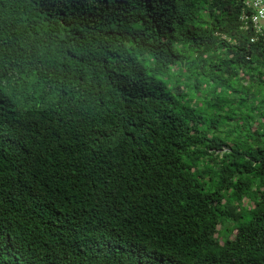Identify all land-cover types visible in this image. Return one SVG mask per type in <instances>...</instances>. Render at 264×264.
I'll return each instance as SVG.
<instances>
[{"label": "trees", "instance_id": "16d2710c", "mask_svg": "<svg viewBox=\"0 0 264 264\" xmlns=\"http://www.w3.org/2000/svg\"><path fill=\"white\" fill-rule=\"evenodd\" d=\"M243 9L0 0V264H264V35Z\"/></svg>", "mask_w": 264, "mask_h": 264}, {"label": "built area", "instance_id": "2783aa9c", "mask_svg": "<svg viewBox=\"0 0 264 264\" xmlns=\"http://www.w3.org/2000/svg\"><path fill=\"white\" fill-rule=\"evenodd\" d=\"M248 9L251 10L250 13L247 12ZM241 19L245 28L252 23L256 32L264 35V0H244Z\"/></svg>", "mask_w": 264, "mask_h": 264}, {"label": "rangeland", "instance_id": "374dc122", "mask_svg": "<svg viewBox=\"0 0 264 264\" xmlns=\"http://www.w3.org/2000/svg\"><path fill=\"white\" fill-rule=\"evenodd\" d=\"M238 105H240V104H238ZM244 108H246V106H242V109H244ZM238 109L240 110L239 107H238ZM225 117L227 118V117H229V115L226 114ZM234 123H236V121L232 122V124H234ZM243 204H244V207L252 206V204H249V202L247 200Z\"/></svg>", "mask_w": 264, "mask_h": 264}]
</instances>
